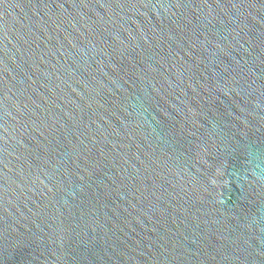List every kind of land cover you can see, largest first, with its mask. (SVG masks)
Masks as SVG:
<instances>
[{
	"label": "water",
	"instance_id": "water-1",
	"mask_svg": "<svg viewBox=\"0 0 264 264\" xmlns=\"http://www.w3.org/2000/svg\"><path fill=\"white\" fill-rule=\"evenodd\" d=\"M0 264H264V0H0Z\"/></svg>",
	"mask_w": 264,
	"mask_h": 264
}]
</instances>
